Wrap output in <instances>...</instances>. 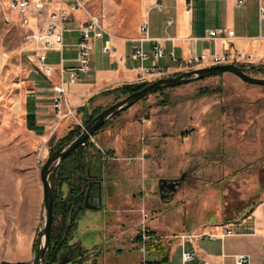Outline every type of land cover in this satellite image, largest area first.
Masks as SVG:
<instances>
[{
	"label": "rangeland",
	"instance_id": "1",
	"mask_svg": "<svg viewBox=\"0 0 264 264\" xmlns=\"http://www.w3.org/2000/svg\"><path fill=\"white\" fill-rule=\"evenodd\" d=\"M147 1L93 0L91 7L103 14L110 32L126 35L142 23ZM5 5L6 0H0V263L28 264L45 223L41 170L66 134L56 143H43L45 151L37 153L40 144L27 127L21 106L26 82L38 70L27 57L31 44L25 41L26 29L6 24ZM49 61H55V54ZM216 87L222 90L199 95L203 88ZM163 90L108 120L89 138L93 143L89 154L99 150L102 155L105 205L83 211L72 222L76 225L70 245L60 251L56 264H119L122 258L112 252L111 237L139 236L141 248L147 250L153 234L166 237L184 226L234 221L264 200V86L224 73ZM125 96H105L95 109ZM164 97L170 104H159ZM73 113L76 121L80 113ZM87 117H80L82 129ZM90 160L89 165L97 168ZM161 178L181 181L166 200L158 190ZM59 181L54 174L52 189L54 185L65 198L68 194L64 185L63 192L58 189ZM62 219L55 216L53 227ZM30 249L33 256L23 260ZM154 250L149 249L146 257ZM143 257L134 251L127 263L139 264ZM44 263L55 264L50 262V250Z\"/></svg>",
	"mask_w": 264,
	"mask_h": 264
},
{
	"label": "crops",
	"instance_id": "2",
	"mask_svg": "<svg viewBox=\"0 0 264 264\" xmlns=\"http://www.w3.org/2000/svg\"><path fill=\"white\" fill-rule=\"evenodd\" d=\"M93 12L103 14L91 7ZM238 0H149L144 5L142 23L135 26L132 34L112 33L113 49L103 52L104 38L95 43V50L91 57L88 74L81 75L75 82L70 81L69 68L78 66V41L80 33L77 30L78 20L86 16L84 11L75 14L74 21L67 26L70 29L64 36V48L61 55L58 51L49 52L50 57L55 54L52 64V74L46 77L39 71L33 70L26 82L25 97L21 106L23 117L39 144L48 141H58L67 134L73 125L84 119L86 113H91L106 97L100 95L103 91L120 87L127 83H135L138 71L142 65L150 66L154 63L159 67H167L170 74H177L180 68L173 60L171 53L178 59H188L201 54L205 49L211 53L229 54L241 60L246 55H252L253 64H244L245 67H264V17L260 14V4L264 0H246L237 5ZM161 3V7L157 4ZM94 4V3H93ZM104 18V16H103ZM105 21V20H104ZM147 28L142 30V25ZM106 24V23H105ZM223 28L226 31L234 30L233 36L211 39L209 29ZM108 29V28H107ZM110 32V31H109ZM148 36L159 39L165 50L162 58L155 61L153 48L154 40L141 41ZM137 46L148 52L149 58L145 61L134 60L130 54ZM123 57V59H122ZM263 74V71L252 70ZM63 83L65 99L60 113L54 104V85ZM86 108L79 112V109ZM70 108L79 112L76 121L67 113ZM102 177L101 207L104 208ZM65 193L69 192V184L64 183ZM65 185L67 190H65ZM94 209V208H86ZM97 209V210H98ZM171 229V225L167 226ZM176 228V227H175ZM231 232L228 233L227 231ZM177 231V230H175ZM192 232L195 237L182 239L180 235ZM180 234V235H179ZM115 243L112 252L121 256L119 264H128V256L138 251L144 253V260L157 264H237L240 256H249V264H264V202L259 201L240 218L224 223H206L202 225L184 226L170 236H158L148 241V248H141V238H125L114 236ZM149 249H156L149 258L146 254ZM85 251V250H84ZM194 252V258L184 261V252ZM23 260L33 256L32 249L26 250ZM138 258V255H137Z\"/></svg>",
	"mask_w": 264,
	"mask_h": 264
},
{
	"label": "built area",
	"instance_id": "3",
	"mask_svg": "<svg viewBox=\"0 0 264 264\" xmlns=\"http://www.w3.org/2000/svg\"><path fill=\"white\" fill-rule=\"evenodd\" d=\"M91 0H6L4 7L5 22L7 25L19 24L26 29L25 41L31 44L28 50V60L36 67V69L48 77L52 74V64L49 63V52L58 51L63 54L64 36L68 28V24L75 19V14L78 11H84L86 16L78 20L77 30L80 33L78 41V66L68 69L70 74V81L75 82L81 75L88 74L90 70V62L92 54L95 50V43L104 38L105 35L109 37L105 40L102 50L103 52H110L113 49L111 43L112 33L109 32L103 16L98 12H93L90 9ZM246 0H238L237 5H242ZM161 7V3L157 4ZM15 14L14 18L12 14ZM260 14L264 17V4H260ZM147 28V24L142 25V30ZM228 36H233L235 31H226L223 28L209 29L208 37L211 39H218ZM144 40H154L156 45L153 48V55L155 61L162 58L165 50L159 42V39H152L148 36L140 38ZM173 60L178 64L180 73L191 71L194 69H201L220 64H253L252 55H246L244 60L233 57L229 54L211 53L205 49L201 54L194 55L188 59H178L171 53ZM130 58L134 60H141L142 62L149 58V54L141 46H137L130 54ZM123 59V57H122ZM170 74L167 67H159L155 63L150 66L142 65L138 71V78L135 83H150L159 78L167 77ZM54 104L57 112L60 113L63 108L65 99V88L61 82L59 85H54ZM68 114H74L73 110L69 108ZM75 115V114H74ZM82 123H80L81 125ZM83 126V125H81ZM46 146L42 143L38 146L37 153L41 154L45 151ZM37 154V155H38ZM264 202V200H261ZM228 233L231 231L228 230ZM195 235L192 232L183 233L180 238L192 239ZM144 239H147L143 235ZM145 250V249H144ZM194 258V252H184V261H189ZM249 256L243 255L237 259V264H249ZM142 264H153L144 260ZM208 264V263H207Z\"/></svg>",
	"mask_w": 264,
	"mask_h": 264
},
{
	"label": "water",
	"instance_id": "4",
	"mask_svg": "<svg viewBox=\"0 0 264 264\" xmlns=\"http://www.w3.org/2000/svg\"><path fill=\"white\" fill-rule=\"evenodd\" d=\"M224 73H232L244 82L252 85L264 86V77L253 75L251 67L238 64H220L159 78L104 108L86 124L77 136L54 150L41 170V180L44 189L45 223L38 231L39 237L35 256L28 264H46L44 262L51 247L52 229L55 219V198L49 177L54 169H56L70 154L85 144L104 123L124 110L132 107L140 100L159 90L178 87ZM180 183L181 181L179 179L161 178L158 183L160 198L166 200L177 190ZM96 202L98 205L96 204L95 207H99L101 205V197L97 199ZM66 261L67 260L64 258L62 262L65 263Z\"/></svg>",
	"mask_w": 264,
	"mask_h": 264
},
{
	"label": "trees",
	"instance_id": "5",
	"mask_svg": "<svg viewBox=\"0 0 264 264\" xmlns=\"http://www.w3.org/2000/svg\"><path fill=\"white\" fill-rule=\"evenodd\" d=\"M252 70L263 71L264 67L251 66ZM148 83H127L120 87L108 89L103 91L100 95H118V97L125 96L130 94L144 86ZM221 87L216 88H203L199 91V95L213 94L220 92ZM165 90H159L155 93L162 94ZM159 104L166 106L170 104V101L164 97L159 101ZM86 108V105L79 109V112H82ZM103 108L94 109L92 113H86L88 115L85 124H88ZM108 122L104 123L94 134H97L99 130L104 128ZM81 126L76 125L71 129L65 137L60 141L57 148L63 145L65 142L70 141L72 138L77 136L81 131ZM93 144L90 139L85 142L84 145L80 146L72 154H70L58 168L52 172L50 180L52 181V176L55 174L59 176V188L62 191V186L64 183L69 184V192L67 197H61V194L58 195L56 188L54 189L55 195V216L62 215L63 219L60 225H54L52 232V241L50 247V262L55 264L59 258V253L62 249L70 245L69 240L72 237L74 225L72 222L76 221L77 218L82 214L86 208L98 209L101 207H95L98 203L97 199L101 197L102 199V177L101 165L99 164L101 158V151L96 150V152H91L89 154V146ZM93 147V146H91ZM95 157V158H93ZM92 162L97 164L98 167L94 170L89 164ZM80 172V178L76 180V174ZM63 192V191H62ZM100 204V203H99ZM69 218V223H67ZM75 222V223H76ZM153 263V262H150ZM0 264H25V263H8L1 262ZM157 264V263H153Z\"/></svg>",
	"mask_w": 264,
	"mask_h": 264
}]
</instances>
